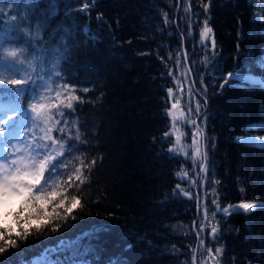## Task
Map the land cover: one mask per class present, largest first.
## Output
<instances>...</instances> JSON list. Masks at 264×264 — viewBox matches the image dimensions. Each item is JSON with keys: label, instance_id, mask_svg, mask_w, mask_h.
I'll return each mask as SVG.
<instances>
[{"label": "trees", "instance_id": "trees-1", "mask_svg": "<svg viewBox=\"0 0 264 264\" xmlns=\"http://www.w3.org/2000/svg\"><path fill=\"white\" fill-rule=\"evenodd\" d=\"M84 2L19 0L17 6L13 0H3L0 4L4 12L0 40L20 38L29 59L36 56L32 78L37 73L45 79L52 75L54 81L63 78L76 85V94L83 97L76 111L65 117L76 122L87 141H71L75 147L69 168L79 163L76 156L96 161L79 191L71 189L82 206L66 222L56 221L58 231L33 227L26 239L17 240L16 248L0 255V264L35 259L45 248L54 250L61 239L70 242L65 247L74 251L81 234L93 231L99 239L92 241L94 248L86 256L90 264L116 260L121 264H192L193 250L199 244L193 221L204 219L203 212L198 213L197 199L207 203L209 216L215 211L213 189L222 206L241 201L264 205V148L237 142L240 136L264 134V128L249 130L250 124L264 121V89L235 84L219 87L220 77L228 72L260 74L256 62L264 52V0H192L191 11L200 26L183 46L181 34L187 36L188 31L187 0H180L179 5L176 0H89V7L80 11ZM204 4L209 5L206 13ZM9 13L31 17L24 25L17 24L15 36L11 28L3 29L4 22L11 20ZM205 20L213 31L204 49L199 31ZM87 31L94 39L86 36ZM183 49L188 52L193 93L200 102L196 120L206 137L202 139L209 170L206 181L198 168L193 169L191 159L168 152L175 136H164L171 130L167 89L174 91L177 85L168 70L173 69L179 79L175 58L178 51L183 56ZM9 50L5 48V55ZM201 56L209 61L200 63ZM26 66L27 61L22 67ZM57 71L60 77L54 75ZM84 88L89 91L84 93ZM43 91L36 89L37 94ZM20 99L25 109L33 102L31 93ZM192 129H181L187 132L182 142H189ZM181 168L188 173L186 178L177 176ZM177 184L191 198L181 194ZM212 223H218L219 232L206 244L213 250L223 249L218 264H264V207L249 213H219ZM7 225L17 229L12 215ZM100 225L106 226L103 231ZM200 261L198 252L197 264Z\"/></svg>", "mask_w": 264, "mask_h": 264}, {"label": "snow or ice", "instance_id": "snow-or-ice-1", "mask_svg": "<svg viewBox=\"0 0 264 264\" xmlns=\"http://www.w3.org/2000/svg\"><path fill=\"white\" fill-rule=\"evenodd\" d=\"M13 2L18 6L19 0H13ZM176 2L179 5L180 0H176ZM0 4H3V0H0ZM191 4L192 0H187L185 11L188 13L186 21L188 31L187 36L181 34L182 46L188 37L193 36V29L200 26L199 22L194 19L196 14L191 11ZM88 7L89 0H85L80 11H84ZM203 7L206 13L209 5L204 4ZM0 15H4L2 7H0ZM8 15L11 16V20L4 22L3 29L11 28L14 36L19 32L17 24L24 25L26 20L31 19V17H21L11 13ZM164 23L165 26L169 24L167 13L164 14ZM39 30L40 28L37 26V32ZM212 31L207 20L203 21V27L199 31V40L202 46H207L206 42ZM85 34L89 39H94L90 31ZM5 48L11 49L7 51L6 55ZM211 50L213 53L215 52L214 38L211 39ZM168 59L171 60L172 56L169 55ZM26 61V68L22 67ZM36 63V56L33 55L29 59L27 46L20 38L9 40L5 36L3 40H0V208L6 209L13 199L20 201L14 212L10 213L5 210L3 216H0V225H3L0 227V255L8 252L9 249L16 248L17 240L26 239L31 234L33 227L36 231H40L43 227H50L53 232L58 231L60 224L56 221L66 222L74 210L82 206L81 198L71 194V189L75 187L79 191L80 185L86 182L96 164L95 159L86 161L85 157L76 156L79 163H74L72 168H69V158L75 147L71 141L73 139L79 143H87V141L81 136L76 122L69 121L65 117L71 116L76 111L75 105L83 102V97L76 94V85L63 78L54 81L52 75H48L45 79L44 75L40 73L32 78V73L36 72ZM175 64L177 69H183L181 75L191 74L187 49H183L182 57L180 51L177 52ZM256 66L260 69L259 75L251 70L242 76L237 75L236 72H228L220 77L222 83L219 87L223 89L226 84L230 86L235 84L241 88L264 89V52L261 53ZM22 71L25 72L23 76L20 75ZM54 75L60 77L61 74L57 71ZM168 75L173 76V81L179 86L180 81L174 76L173 69L169 68ZM37 88H42L44 91L37 94ZM178 90L183 92V88ZM88 91V88L83 89L84 93ZM26 93H31L33 100L28 109L22 106L20 99ZM167 93L168 101L174 102H171V107L166 109L168 117L171 118V130L166 131L164 136L166 138L170 135L175 136V144L169 146L168 152L173 155L183 154L186 159H191L193 169L198 168V172L204 174L202 181H206L209 174L206 163L207 152L206 150L202 151V139L206 138L205 133L198 121L192 118L191 108L187 113L180 110L181 100L174 96L171 87L167 89ZM37 95H39L38 99ZM189 95L191 96V91H189ZM199 105L200 102L197 101L196 117L200 115ZM70 124L72 127H69ZM187 126H194V130L191 132V145L182 142V137H186L187 132L181 131V129ZM73 127L75 128L74 134ZM258 127L264 128V121L250 124L249 130ZM237 142L264 148V140L254 137H238ZM203 147L206 149V145ZM188 149L191 151L189 152ZM75 151L82 152L83 150L75 148ZM177 176L186 178L188 173L181 168ZM214 182L218 184L219 180ZM176 187L181 194L191 198L190 193L181 188L180 184H177ZM244 190L240 189V191ZM215 193L216 190L213 189L212 204L215 205V211L211 212V216H209L207 203H202L199 199L197 202L198 213L202 211L204 219L203 221H193V231L199 244L197 249L193 250L192 264H197L198 252L201 256L200 264H218V257L222 255L223 249L216 247L213 250L206 244L209 237L215 240L219 232L218 223H212L217 214L233 215L241 210L244 213H249L257 207H264V205L249 201L222 206ZM22 213L25 214L22 215ZM9 215L14 218L17 225L16 230L5 223ZM197 224H199L198 228ZM105 227L104 225L98 226L100 231H103ZM98 239L99 235L96 231L90 235L82 233L79 245L75 246L74 251L71 252L65 247V244L70 242L61 239L54 250L45 248L37 258L22 261V264H90L86 256L94 248L92 241ZM86 244L87 248H85ZM204 252L207 253L206 256L203 255ZM110 264H121V262L119 260L110 261Z\"/></svg>", "mask_w": 264, "mask_h": 264}, {"label": "rangeland", "instance_id": "rangeland-1", "mask_svg": "<svg viewBox=\"0 0 264 264\" xmlns=\"http://www.w3.org/2000/svg\"><path fill=\"white\" fill-rule=\"evenodd\" d=\"M205 49V46H204ZM207 57L205 56H201L200 58V63L202 64H206L209 59H206ZM183 71V69H178V74H179V81L180 84L179 86L176 85L173 93L174 96L176 98H179L181 100V105H180V110L184 111L185 113H187L188 109L191 108L193 116L192 118L195 119V109H196V104L198 101V96L193 93V86H192V79L191 76L187 73H185L184 75H181L180 73ZM237 75H244L245 73H238L236 72ZM227 74V73H226ZM223 74V75H226ZM179 88H183V92L179 91ZM189 91H191V96L189 95ZM196 92V91H195ZM174 102V101H171ZM178 124L180 123L179 121L177 122ZM183 131V130H181ZM193 131V129H192ZM241 138L245 137V136H240ZM247 137H254L258 140H264V134L262 135H256V136H247ZM191 141H192V137L190 136V140L189 142H187V145H191ZM191 151V149H189ZM20 201L18 199H13L10 201V203L7 205L6 209L0 208V216H3V212L7 209H9L10 211H15V209L18 207ZM9 222V216L7 217V220L5 221V223L7 224Z\"/></svg>", "mask_w": 264, "mask_h": 264}, {"label": "water", "instance_id": "water-1", "mask_svg": "<svg viewBox=\"0 0 264 264\" xmlns=\"http://www.w3.org/2000/svg\"><path fill=\"white\" fill-rule=\"evenodd\" d=\"M198 200V199H197Z\"/></svg>", "mask_w": 264, "mask_h": 264}]
</instances>
